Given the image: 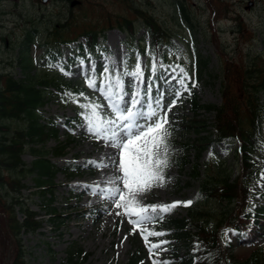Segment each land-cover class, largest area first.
I'll use <instances>...</instances> for the list:
<instances>
[{
  "label": "rangeland",
  "instance_id": "374dc122",
  "mask_svg": "<svg viewBox=\"0 0 264 264\" xmlns=\"http://www.w3.org/2000/svg\"><path fill=\"white\" fill-rule=\"evenodd\" d=\"M72 2L75 5L71 6ZM247 2L248 0H49L43 4L42 0H0V73L9 74L15 79L26 77L18 61L20 51L24 49L22 43L26 40L27 33L35 29L36 33L28 51L29 58L33 61L31 73L39 76L45 73L51 76L57 75L85 91V97L81 100H65L59 92L51 88L50 91L54 94L40 110L42 120L44 122L49 119L54 120L59 130L57 139L51 138L46 142V150L65 144L68 138L75 140L67 147L63 157L47 155L50 161L59 168L64 167L68 162H75L81 171L72 178H69L64 171H59L51 184V193H48L51 195L48 198L53 201L58 214L66 217L61 226L52 224L46 215L44 207L46 201L42 198L32 177L28 176L25 179L24 182L28 186L23 191L26 205L36 212L42 221L40 230L22 236L29 264H65L68 250L73 245L81 247L90 254L84 264H126L134 251L133 236L142 238L141 230L164 233L160 236H150L147 244L143 239V246L146 248L145 260L149 264L156 256H162L167 262L170 258L169 250L173 246L180 247L181 250L185 248L182 243L178 244L174 241L173 234L165 221L174 217H186L187 207L178 206L168 213H161L162 219L141 224L135 234H132L133 225L129 220L137 217L124 215V208H117L109 198L101 200L93 193L87 197L82 188L74 187L77 183L86 184L97 180L96 177L105 168H97L91 162L101 163L103 161L101 155L105 150L109 151L112 159H117L119 149L110 146L109 142L97 138L89 131L86 117L91 115V111L88 107H81L98 105L96 111L102 119H115L111 102L98 89L105 87L107 91L111 86L114 93L118 92L117 81L120 82L123 92L127 93L123 97L125 101L130 100L133 92L140 93L138 98L144 100L142 109L144 111H148V99L144 90L151 82L156 86L152 90V97L155 98L158 87L163 93L161 101L163 107L157 108L154 99L152 107L156 108L158 116H163L167 112L166 127L171 133L167 148L169 167L164 170L166 186L154 187L147 193L136 194L138 206L192 200L190 206L207 207L215 213L219 211L216 200L204 201L200 198V183L190 179V165L182 169L176 160L185 154L182 144L192 143L200 135L190 127L195 118L191 109L192 97L196 96L204 105H220V77L224 64L240 63L249 55L261 57L262 53L264 58V0H255L254 6L249 10L245 9ZM178 3L186 7L191 22L187 23L180 16L177 11ZM134 9L153 15L163 27L176 36L175 38H179L176 39L177 43L185 52L184 65L179 68H183L187 73L184 83L188 90L180 86L181 73L173 62L170 66L171 72L162 76L152 74L151 71L150 74L147 73L145 56L134 58L132 63L127 62L129 55L125 45L126 33L116 25L117 20L127 19L134 22L138 28L136 42L140 40L145 42L149 39L147 30ZM67 22L69 25L72 24V28L65 31L64 37L70 41L76 38V43L62 46L60 56L51 63L46 44L54 41L55 29L63 31L62 26ZM110 24L113 27L106 30L105 39L99 37V50L92 52L86 49L84 51L86 55L78 58L80 53L84 54L78 50L79 45L86 48L87 42L86 37L81 35V27L87 25L99 30ZM75 26L79 27L76 31L77 35L73 34ZM197 54L200 60L206 62L205 67L200 66V69L204 70L200 79L195 78L193 71ZM137 63L143 74L141 80L125 75L134 72ZM173 76L176 79H173ZM90 81L95 82V88L89 87ZM177 91L180 93L179 98L176 97ZM115 98L114 95L112 99ZM173 100L175 105L169 110ZM76 117L80 122L67 124L68 118ZM199 117L205 122L202 124L207 127L200 129L202 134L214 132V114L201 112ZM187 127L188 129H185ZM261 137L264 144V122L261 124ZM237 149V143H214L202 154L201 173H206L209 165L215 174L225 170L233 180L239 177L242 164ZM163 151L164 149L161 148L160 152ZM194 157V151L189 150L188 158L193 162ZM23 160L30 165L34 156L27 151ZM257 161L261 169V177L257 187L252 189L250 203L253 207L264 206V152L257 156ZM108 166L104 186L109 189L119 187L125 193L126 199H131L128 190L118 181L108 182L121 175L120 171L114 173V169L117 168L113 163ZM108 195L107 192L106 196ZM103 212H108L109 215L104 216ZM117 212L122 215H117ZM18 218L22 220V213H18ZM213 221L211 222L214 223ZM224 242L230 244L227 252L238 259L247 258L255 248L264 245V239L253 246L242 245L239 243L238 235L229 230L224 231ZM153 243L159 244L160 247L152 248L150 255L149 248ZM9 250L3 260L5 264L12 262Z\"/></svg>",
  "mask_w": 264,
  "mask_h": 264
},
{
  "label": "trees",
  "instance_id": "16d2710c",
  "mask_svg": "<svg viewBox=\"0 0 264 264\" xmlns=\"http://www.w3.org/2000/svg\"><path fill=\"white\" fill-rule=\"evenodd\" d=\"M177 11L187 23L191 22L182 3H178ZM134 12L146 28L149 39L136 42L138 28L134 22L127 19L117 20L116 25L126 33L125 45L131 59H127V62L132 63L134 58L145 56L147 73L158 75L169 73L172 70V62L177 66L184 65L185 52L177 43L179 38H175L176 36L163 27L153 15L139 9H134ZM71 25L67 22L62 26L63 31L56 28L54 41L46 44L47 53L53 61L59 55V47L72 42L64 37L65 31L72 28ZM111 27V24L99 30L87 25L81 27V35L87 38V46L91 51L99 50V37L105 39V32ZM78 28L74 27V35L78 34ZM34 33L35 29L27 33L18 61L26 77L15 79L9 74L0 73V264H5L3 260L10 245L12 262L9 264H29L22 236L35 233L42 227L37 213L26 205L23 190L28 186L24 182L25 179L32 177L46 201L44 207L49 220L52 224L61 226L66 217L58 214L53 201L48 198L51 195L48 194L51 193V184L58 171H64L69 178L81 171L75 162H68L59 168L50 161L47 155L52 153L55 156H64L67 147L75 140L68 138L65 144L46 150V142L51 138L57 139L59 130L54 120H42L40 110L53 96L51 88L59 91L65 100L83 99L85 91L57 75L45 73L39 76L31 73L33 61L29 58L28 51ZM262 54L261 57L249 55L240 63L224 64L220 77V105L201 104L196 96L191 99L195 118L190 127L200 135L194 142L182 144L185 154L176 161L182 169L190 165V179L200 183V198L204 201L216 200L219 211L215 213L207 207L193 205L187 207L186 217H174L165 221L174 241L185 245L184 250L177 246L171 248L167 264H264V245L254 249L247 258L238 259L227 252L228 245L222 238L223 228L235 230L240 236V243L246 246L264 238V207H253L250 203L252 189L259 184L261 174L257 156L264 152L261 137V124L264 122ZM200 66L205 67L206 62L200 60L197 54L193 66L196 79H200L204 72ZM68 93L71 95H67ZM81 93L83 95H80ZM201 112L214 114V132L203 135L200 131L201 128L207 129L202 124L205 122L199 117ZM76 121H79V118H70L67 124L73 125ZM220 142L239 144L237 153L242 172L234 180L225 170L222 173H213L208 162L207 172L201 173L202 154L211 145ZM189 150L194 151L193 162L188 158ZM27 151L34 156L30 165L23 160ZM19 212L23 215L22 220L18 218ZM143 244L142 238L133 236L134 251L126 264H149L145 260L146 248ZM89 256L90 254L81 247L73 245L68 250L65 264H84ZM154 261L164 264L165 259L156 256Z\"/></svg>",
  "mask_w": 264,
  "mask_h": 264
},
{
  "label": "snow or ice",
  "instance_id": "6c2138e0",
  "mask_svg": "<svg viewBox=\"0 0 264 264\" xmlns=\"http://www.w3.org/2000/svg\"><path fill=\"white\" fill-rule=\"evenodd\" d=\"M179 68V66H177ZM155 65H153V69ZM107 71V69H106ZM175 71V69L173 70ZM181 77L179 78V84L185 90L187 85L184 83V78L187 77V73L183 68H179ZM125 75H131L137 80H141L142 71L139 63L136 65L134 72L125 73ZM173 79H176L173 76ZM119 89L118 92H113L111 86L107 91L105 87H100L98 90L105 94L106 99L111 102V108L115 114V119H102L100 114L96 111L98 105H82L81 107L90 108L91 115L86 117L88 120V128L97 138L104 139L110 143V146L119 149L117 159L113 161V166L116 167L121 175L116 176L114 180L108 181L109 183H115L119 181L122 183L123 188L128 190V194L132 196L131 199H126V195L119 187L107 190L109 195L107 198L111 199L117 208H124V215L135 216L136 219H130L129 223L133 225L132 234H135L137 228L144 223L151 222L156 219H162L161 213H168L172 209L178 206L188 207L193 201H174L172 203H166L161 205H146L138 206L135 199L136 194L147 193L154 187H165L166 176L164 170L169 167V158L167 154L168 137L169 132L166 125L168 124L167 112L163 116H158L156 108L152 107L153 99L157 108H162L161 103L163 99V93L157 87V97H152L153 87H156L151 82L147 89L144 90L145 96L148 99L147 109L144 108V100L139 99V92H133L130 96V100L125 101L123 92L120 87V82L116 84ZM195 85H193L194 87ZM89 87H96L94 81L89 82ZM67 95H71L68 93ZM80 95H83L82 93ZM115 95V100L113 96ZM180 93L176 92V97L179 98ZM139 105L140 107H137ZM175 105V100L169 105V110ZM150 121V123H147ZM163 148V153L160 149ZM97 168H106L107 164L96 163ZM105 190H101L100 193L104 194ZM121 202H124L123 204ZM130 205H132L130 207ZM117 215L122 213L117 212ZM164 233L156 231L141 230V236L145 240L146 244L149 242L150 236H160ZM127 239V237H125ZM160 245L153 243L149 248L150 255L152 254V248H159ZM154 264H160L158 261H154ZM167 264V262H164Z\"/></svg>",
  "mask_w": 264,
  "mask_h": 264
},
{
  "label": "bare ground",
  "instance_id": "6f19581e",
  "mask_svg": "<svg viewBox=\"0 0 264 264\" xmlns=\"http://www.w3.org/2000/svg\"><path fill=\"white\" fill-rule=\"evenodd\" d=\"M101 159L103 161H101V163L107 164V165H111L113 163V160L110 157V153L108 150H105L103 152V154L101 155ZM109 168V166H108ZM108 168H105L102 170L101 173L98 174V176L96 177L97 180L90 182V183H86V184H82V183H77L74 185V187L76 188H82L83 191L86 192L87 197H89L92 193H100V191L103 189L105 190L104 194H95L98 197H100L101 200L103 199H108L106 196L107 195V190H110L109 187H105L104 186V180H107V175H108ZM119 170L118 169H114V173H117ZM119 182V181H118ZM120 183V182H119ZM120 185H122V183H120ZM123 186V185H122ZM85 188V189H83ZM104 216H108L109 213L108 212H103Z\"/></svg>",
  "mask_w": 264,
  "mask_h": 264
},
{
  "label": "water",
  "instance_id": "95a60500",
  "mask_svg": "<svg viewBox=\"0 0 264 264\" xmlns=\"http://www.w3.org/2000/svg\"><path fill=\"white\" fill-rule=\"evenodd\" d=\"M43 2H47V0H43ZM72 5H74V3ZM252 5H253V3L250 2L249 5L247 6V9H249Z\"/></svg>",
  "mask_w": 264,
  "mask_h": 264
}]
</instances>
